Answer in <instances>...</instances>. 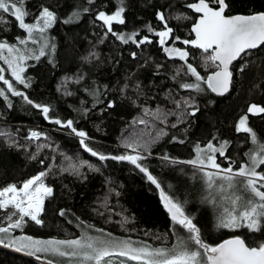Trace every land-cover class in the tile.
Masks as SVG:
<instances>
[{"label": "trees", "instance_id": "obj_1", "mask_svg": "<svg viewBox=\"0 0 264 264\" xmlns=\"http://www.w3.org/2000/svg\"><path fill=\"white\" fill-rule=\"evenodd\" d=\"M187 2L189 0H126L127 23L114 24V31L125 34L138 31L145 35L149 24L160 28L155 13L164 10L166 4H170L166 9L170 17L182 13L192 16L190 10L182 7ZM40 4L54 7L59 17L57 24L45 34L48 39L45 55L39 60L23 62L26 70L22 75L29 87L15 81L7 64L0 59L5 78L34 103L49 105L52 109L49 115L53 119H72L78 130L88 134L90 139L85 143L94 151L107 156L135 154L124 146L126 142L136 140L145 145L141 153L147 155V159L141 163L157 177L167 194L184 204L186 211L195 218L194 222L198 221L206 242L222 243L234 235L264 241V235L247 231L231 232L225 238L212 236L204 225L220 231V228L215 229L216 214L214 218L213 210L199 200V207L196 206L192 189L186 190L176 181L180 175L191 174L195 180L203 177L202 172L182 167L178 162L193 159L195 145L200 143L203 147L213 137L217 146L220 141L230 142L227 153L235 161L233 167L247 160L243 154L255 146L248 134L235 129L247 105L264 106V48L247 57L249 69L239 76L235 74L234 88L228 95L217 96L206 85H202L203 92L197 93L179 87L180 83H191L194 78L184 72L177 75L176 69L183 62L169 59L155 43V37L152 44L140 48L131 42L123 44L110 34L103 37L105 28L102 22L95 20L96 10L111 12L114 4L120 6V0H95V6L87 0H28L27 7L35 11ZM84 8L91 11L84 12ZM74 10L79 12V18L63 23ZM231 11L233 14L264 11V0H231ZM194 19L170 18L169 26H175L182 38L191 39L193 35L189 33ZM0 37L26 48L29 54L38 55L43 46V38L40 44L29 41L27 46L19 45L16 37L26 38V33L16 27L15 21L0 31ZM133 52L137 54L135 58L131 55ZM196 53L192 63L205 74L213 71L203 64L202 54ZM0 88L7 89V86L0 82ZM8 95L9 100L0 97V187L19 184L39 171L50 169L46 183L54 189L40 217L43 226L28 220L22 229L13 230L15 235L58 240L78 239L85 234L103 235L154 248L171 247L176 242L174 233L177 231L186 237V232L173 225L160 198V190L134 165L112 159L100 161L85 150L81 138L70 129L49 122L22 97ZM189 98L194 99L200 111L195 117L185 115L184 123H179L177 117L184 106L177 109L175 101ZM110 101L115 107H108ZM157 109L161 113H157ZM167 112L177 115H162ZM154 113L160 115V119ZM141 119L147 123L140 124ZM173 123L177 127H172ZM249 125L264 139V114L250 115ZM26 126L37 127L43 136L39 140L28 139ZM161 130L167 135H159ZM33 156L36 159H32ZM164 156L169 159H163ZM81 161H87L99 171L87 165L78 172L70 167L72 164L79 166ZM218 162L229 166V161L223 157H218ZM61 209L66 212L63 217L59 215ZM9 213L0 211V227L8 225ZM97 229H103L104 233ZM112 259L114 264H119L118 258ZM0 264L41 263L0 248ZM127 264L135 262L127 261Z\"/></svg>", "mask_w": 264, "mask_h": 264}, {"label": "snow or ice", "instance_id": "obj_2", "mask_svg": "<svg viewBox=\"0 0 264 264\" xmlns=\"http://www.w3.org/2000/svg\"><path fill=\"white\" fill-rule=\"evenodd\" d=\"M87 3L95 6V0H87ZM27 4L28 0H0V31L5 30V26L11 21H15L16 27L26 33V38L16 37L19 45L27 46L29 41L33 44H40L43 38V46L40 47L39 54L35 55L29 54L26 48L9 43L6 37H0V59L7 64L15 81L24 85L25 88L30 84L22 75L26 70L23 62L29 59L39 60L45 55V48L48 47L45 34L59 20L54 7L40 4L35 11H32ZM169 7L170 4H166L163 6L164 10L156 11L155 18L159 21L160 28H153L149 24L145 35H141L138 31L128 34L114 31V24L125 25L127 23L125 19L126 0H120V6L114 4L111 12L97 9L95 20L102 22L105 28L104 38L110 34L123 44L131 42L137 48L152 44L153 37H155V43L169 59H178L183 62V65L176 69L177 75L184 72L185 75L194 78L191 83H180V88L200 93L204 91L202 85H206L207 89L218 96L231 92L234 88V73L237 76L245 73L250 64L247 57L253 55L254 50L264 48V11L254 14H233L231 0H189L182 7L190 10L192 16L182 13L170 17L166 13ZM83 11L89 12L91 9L84 8ZM193 17L195 19L189 35H194V38H182L177 34L175 26H169L170 18L187 20ZM78 18L79 12L74 10L62 22L68 24ZM177 44L183 47H178ZM190 49L198 50L202 54L203 64L214 70L202 75L198 71V66L189 62L190 57L195 55L190 52ZM131 55L135 58L137 54L133 52ZM237 61L239 63L234 64ZM157 67L160 68L163 65H157ZM4 72L5 69L0 67V82L7 86V89L0 88V97L9 100L8 93L22 97L29 105L40 110L46 120L70 129L73 134L80 137V143L85 150L100 161L112 159L130 162L160 190V198L164 208L170 214L173 225L178 230L186 232L187 235L186 237L181 236L177 231L174 233L176 242L171 247L158 248L146 244L135 246L131 240L108 239L103 235L92 237L85 234L78 239L62 240H39L31 236L11 235L14 229H22L28 220L43 226L44 222L40 217L45 211V201L54 193V189L46 183L50 171L47 169L39 171L19 184L8 183L0 187V211L9 213L11 209L8 214V225L0 227V247L24 252L29 256H35L37 260L41 259L38 253H50L67 258L69 261H78L79 264H114L113 257L123 258L119 264H127V261H133L135 264H264V241L258 242L251 238H242L241 235H234L222 243L206 242L198 221L194 222L195 218L186 211L184 204L167 194L157 177L141 163L147 159V155L141 153V148L145 145L136 140L126 142L124 146L135 154L107 156L94 151L85 143V140L90 139L88 134L83 130H78L72 119H53L49 115L52 111L49 105L34 103L24 92L19 91L12 81L5 78ZM256 87H259V84ZM182 105L184 106L183 111L177 117L179 123H184L185 115L195 117L200 111L192 98L175 101L177 109H180ZM8 107H12L10 101ZM108 107H115V103L110 101ZM157 113H161V110L157 109ZM145 114H149L147 110ZM262 114H264V106L250 103L237 119L235 130L248 134L251 144L255 146L243 154L247 157L245 162L233 167L235 161L227 153L230 142L220 141L217 146L213 143L215 137L203 147L197 143L195 157L181 161L203 173L208 189V195L203 199L220 208L217 217L218 228L233 231L245 229L253 235L256 233L264 235V139L258 137L254 128L249 125L250 115ZM154 115L160 119V115L156 113ZM162 115L166 117L177 115V113L167 112ZM139 123L146 124L147 121L141 119ZM172 127H177V124L173 123ZM41 135V132L31 131L28 139L39 140ZM159 135L163 136L167 133L161 130ZM177 142L184 143L183 140ZM218 157L228 160L229 166H222L218 162ZM32 159L36 157L33 156ZM163 159L168 160L169 157L164 156ZM40 163L43 164L44 161L40 160ZM85 165L99 171L87 161H81L79 166L72 164L70 167L78 172L79 168ZM59 215L65 216V210H59ZM125 222H128L127 218ZM88 227L91 228L92 225ZM97 231L104 233L103 229H97ZM107 235L110 236V234ZM46 264H53V261L49 259Z\"/></svg>", "mask_w": 264, "mask_h": 264}, {"label": "rangeland", "instance_id": "obj_3", "mask_svg": "<svg viewBox=\"0 0 264 264\" xmlns=\"http://www.w3.org/2000/svg\"><path fill=\"white\" fill-rule=\"evenodd\" d=\"M178 47H183L182 45H179ZM195 50L193 49H190V52L192 53H195L194 56H191L190 57V61L189 62H193V58L195 56H197V53L196 51L194 52ZM195 66V65H194ZM201 68V67H200ZM198 71L201 72L202 75H206L204 73V70L203 69H198ZM164 122V121H163ZM162 123V122H161ZM43 135H41L42 137ZM179 165V164H178ZM182 167H187V166H184V165H180ZM189 168V167H188ZM195 170H197L196 168H194ZM198 171V170H197ZM200 172V171H199ZM179 179H176L177 182H179L181 184V186H184V188L186 190H191L192 189V196L193 198L196 200L195 202V205L199 207V202L203 203V205H206L208 206L209 208H211L213 210V214H214V218H215V214H216V217H218V214L220 212V208L217 206V205H214L212 204L211 202H206L204 201V196L208 195V189H207V186H206V183H205V178L204 176L200 179H197L195 180L194 176H192L191 174L190 175H180L178 177ZM219 199V198H218ZM199 200V202H198ZM186 202V201H185ZM187 205V202L186 204ZM188 206V205H187ZM217 223H218V219L216 218V227L215 229H218L217 227ZM205 229L208 231V233H210L212 236H215L218 237V238H225L227 235H229L231 232H236V231H247L245 229H240V230H236V231H233V230H229V229H223V228H220L221 230L218 231V230H211L209 229L206 225H204ZM248 232V231H247ZM226 234V235H224ZM261 234V233H259ZM11 235L15 236V237H20V236H30V235H26V234H23V235H15L12 231ZM87 236H92V235H87ZM33 237V236H31ZM92 237H98V236H92ZM262 238V236L260 237ZM33 239H39V240H51V239H42V238H36V237H33ZM108 239H116V240H129V239H125V238H108ZM58 240V239H56ZM133 241V240H131ZM135 246H140L141 244H139L138 242L134 243ZM20 253V252H19ZM21 253H24V252H21ZM23 255L25 256H29L27 255L26 253H24ZM37 255L41 256V259L39 261L41 262H44L46 263L47 260H52L53 261V264H79L78 261H69L67 258H64V257H59V256H54L50 253H38ZM29 257H34L36 259L35 256H29ZM118 258V260L120 261L121 259L123 258H120V257H116Z\"/></svg>", "mask_w": 264, "mask_h": 264}, {"label": "water", "instance_id": "obj_4", "mask_svg": "<svg viewBox=\"0 0 264 264\" xmlns=\"http://www.w3.org/2000/svg\"><path fill=\"white\" fill-rule=\"evenodd\" d=\"M193 38H194V35H193ZM259 50V49H258ZM254 51H257V50H254ZM239 61H237V62H234V64H237ZM230 93V92H229ZM228 93V94H229ZM215 94V93H214ZM228 94H225L224 96H226V95H228ZM215 95H217V94H215ZM218 96V95H217ZM224 96H221V97H224ZM178 164L179 165H184V166H187V167H192L191 165H188V164H185V163H181V161L180 162H178ZM193 168V167H192ZM230 238H232V237H230ZM229 239V238H228ZM1 249H3V250H6V251H9V252H12V253H15V254H17V255H20V256H23V257H25V258H27V259H30V260H32V261H35V262H38V263H41V264H46V263H44V262H41V261H39V260H37V259H35L34 257H29V256H25V255H23V254H20V253H18V252H15V251H13V250H11V249H7V248H3V247H0Z\"/></svg>", "mask_w": 264, "mask_h": 264}, {"label": "built area", "instance_id": "obj_5", "mask_svg": "<svg viewBox=\"0 0 264 264\" xmlns=\"http://www.w3.org/2000/svg\"><path fill=\"white\" fill-rule=\"evenodd\" d=\"M26 128H27L28 137H29L31 131H38V132H40L39 129L37 127H35V126H26Z\"/></svg>", "mask_w": 264, "mask_h": 264}, {"label": "flooded vegetation", "instance_id": "obj_6", "mask_svg": "<svg viewBox=\"0 0 264 264\" xmlns=\"http://www.w3.org/2000/svg\"><path fill=\"white\" fill-rule=\"evenodd\" d=\"M254 14V13H253ZM193 50H195V49H193ZM195 51H198V50H195ZM234 78H235V73H234Z\"/></svg>", "mask_w": 264, "mask_h": 264}, {"label": "crops", "instance_id": "obj_7", "mask_svg": "<svg viewBox=\"0 0 264 264\" xmlns=\"http://www.w3.org/2000/svg\"><path fill=\"white\" fill-rule=\"evenodd\" d=\"M11 250H13V249H11ZM13 251H14V250H13ZM15 252H16V251H15ZM18 253H19V252H18ZM20 254H24V253H21V252H20Z\"/></svg>", "mask_w": 264, "mask_h": 264}]
</instances>
